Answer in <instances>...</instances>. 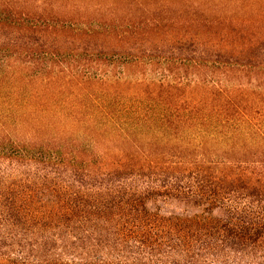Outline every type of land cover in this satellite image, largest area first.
Instances as JSON below:
<instances>
[{"label": "trees", "instance_id": "1", "mask_svg": "<svg viewBox=\"0 0 264 264\" xmlns=\"http://www.w3.org/2000/svg\"><path fill=\"white\" fill-rule=\"evenodd\" d=\"M29 29L22 47L5 43L27 60H0V86L17 76L29 86L0 101V264H264V131L249 111L228 98L232 114L206 116L194 101L176 117L139 107L117 119L82 88L91 78L67 72ZM179 83L132 84L172 93ZM64 84L70 113L29 103L59 100Z\"/></svg>", "mask_w": 264, "mask_h": 264}, {"label": "rangeland", "instance_id": "2", "mask_svg": "<svg viewBox=\"0 0 264 264\" xmlns=\"http://www.w3.org/2000/svg\"><path fill=\"white\" fill-rule=\"evenodd\" d=\"M29 27L38 30L34 38L53 44L51 51L59 53L58 63L67 72L91 78L82 88L117 119L129 118L139 107L171 110L176 117L194 101L206 116L220 108L232 114L229 98L231 106L248 110L251 123L264 131V0H0V60L5 55L27 60L5 43L22 47ZM178 40H194L204 47L178 55L169 51ZM23 67L22 72L30 73V67ZM0 75H5L1 66ZM119 76L129 82H105L106 77ZM158 79L183 86L167 93L132 84ZM69 85H62L57 101L31 97L29 103L46 100L51 108L60 106L70 113L69 103L60 102L72 92ZM18 88L24 92L29 86L18 76L14 84L3 82L0 101L7 94L15 100ZM80 117L86 118V112Z\"/></svg>", "mask_w": 264, "mask_h": 264}]
</instances>
